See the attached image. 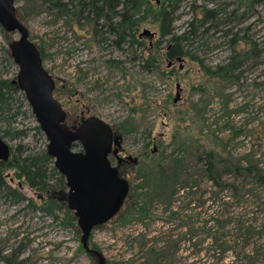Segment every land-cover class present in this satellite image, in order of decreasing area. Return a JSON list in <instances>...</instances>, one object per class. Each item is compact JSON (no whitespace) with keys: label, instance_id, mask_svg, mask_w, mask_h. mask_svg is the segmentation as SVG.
Segmentation results:
<instances>
[{"label":"rangeland","instance_id":"1","mask_svg":"<svg viewBox=\"0 0 264 264\" xmlns=\"http://www.w3.org/2000/svg\"><path fill=\"white\" fill-rule=\"evenodd\" d=\"M148 1L152 10L168 4L166 0L165 3L164 0ZM242 2L179 0L172 24L174 33L180 35L200 8L217 11L225 7L226 15L234 13L229 16L234 20L229 26L213 29L209 23L205 24L204 35L192 39L185 48L211 71L238 55L242 62L239 73L242 74L234 82L212 79L199 67L198 61L190 57L169 60L166 56L169 37L161 38L159 25L152 16L135 34L142 45L116 49L109 40L100 43L99 37L93 39V31L87 26H72L65 18L44 10L35 13L32 9L35 3L31 0H14L19 19L40 52L43 68L55 83L53 97L66 113V126H76L81 117L95 116L108 124L115 136L121 137L123 153L137 160L136 164L117 170L128 184V195L134 199L148 190L157 191L158 187L165 192L166 183L169 180L173 183L172 175L177 176L178 165H172V161L180 158L191 162L198 148H213L224 156L228 153L235 157L253 154L249 161H257L264 171V0L253 7L250 17L238 21L245 9ZM224 16L218 15L220 22L226 20ZM81 27L84 29L80 30ZM1 30L0 81H15L18 68L8 47L9 41L18 39V35L5 34ZM143 31H148L152 37L139 39ZM225 31L243 40L230 45L231 37L226 38ZM247 52L249 58L243 59ZM110 61L118 62L120 69H110L107 63ZM145 61L153 63V67H144ZM12 92L8 108L0 117V137L12 149L22 145L27 152L41 150L46 141L42 133L40 136L36 131L38 125L25 96L18 89ZM177 94L179 99L174 103ZM129 129L134 130L132 134L124 135L122 130ZM5 131L11 135L16 133L15 137L5 136ZM111 164L115 168L116 162L112 159ZM193 164L190 163L193 177L189 185L194 186L192 192H198L195 196L190 195L191 190L180 192L172 209L166 203L154 201L149 205L152 218L145 221L146 225L138 222L124 225L134 216L132 211L125 214L127 206L132 204V198L130 201L126 197L119 212L92 231L89 248L99 252L105 264L121 260L141 263L146 248L154 246L155 240L172 234L173 239L180 240L186 231L185 227H179L181 219H170L172 210L180 216H189L192 221L198 220L194 230L202 228L197 230L200 239L208 236L202 227L204 223L215 226L218 221L224 226L221 234H229L225 238L228 246L234 244L235 236L242 235L238 224L251 223L260 234H253L248 249H264V206L256 207L264 203V191L256 188L254 193L251 184L243 189L244 197L237 203L228 201L231 193L227 189L213 199L201 165L194 167ZM160 165L170 175L166 173L160 177L157 169ZM5 175L13 178L14 172L8 170ZM6 180L11 187L17 186L14 178L10 182ZM222 180L236 187L240 184L228 175ZM21 193L39 204L35 192L26 186ZM250 202H255L256 206ZM26 205V202L16 203L0 195V256H11L17 250L14 264H97L96 259L89 258L82 249L79 229L60 226ZM249 209H254L251 215L245 213ZM137 234L147 236L142 253L136 249L138 242H132ZM234 250L227 253L225 263L233 258ZM191 252L188 242H181L176 264H198L199 260L193 259ZM260 261L259 264H264Z\"/></svg>","mask_w":264,"mask_h":264},{"label":"trees","instance_id":"2","mask_svg":"<svg viewBox=\"0 0 264 264\" xmlns=\"http://www.w3.org/2000/svg\"><path fill=\"white\" fill-rule=\"evenodd\" d=\"M31 1L35 3V7L32 8L35 13L44 10L53 13L55 16L65 18L66 22L70 23L72 26H87L93 31V39L99 37L100 39L98 41L100 43L109 40L111 45L116 49H121L124 46L132 48L142 45L136 40L135 34L140 25L145 23L147 19L152 16V20L159 25L161 38L169 37L166 47V56L169 60L173 61L180 57H190L193 61H198L199 67L212 79L237 82L241 77L242 73H239V69L242 66V62H240L238 55L235 54L225 65L215 66L214 70L211 71L205 68L202 62H199L198 58L191 56L189 50L185 49L192 39L204 35L205 32L203 28L205 24L209 23L213 29H217L221 26H229V23L234 21L233 18L229 17L234 13L226 15L225 7L217 11L200 8L201 10L198 15H196L191 22L187 23V28H185L184 32L177 35L172 29V24L175 20L176 7L179 4V0H172V2H170L171 0H166L168 1L167 6H158L157 10H152L148 0ZM242 1L241 4H243L245 9L244 13L241 15L242 18L240 16V19H237L238 21L246 20L250 17L253 7L259 3V0ZM223 14L225 15L224 17H226V23L224 24L222 23L225 21L223 20V22H220L221 19L218 18V15ZM16 15L18 17L17 11ZM216 22L218 23L217 25ZM83 29V27L80 28V30ZM200 29H202V32L199 34L201 31ZM1 31L5 34H12L5 32L3 29ZM104 35L106 36L104 37ZM224 36L226 38L231 37L230 45H234L236 42H241L243 40L230 31H225ZM10 43L9 41V44ZM247 55L249 56L248 52L244 55L243 59L249 58ZM107 63L110 69H120L118 62L110 61ZM150 65L153 67V63L145 61L144 67L147 68L150 67ZM155 68L157 69V67ZM14 89L17 90L18 88L16 85L12 84V81H0V117L4 110L8 108L7 106L12 99L11 96ZM72 127L73 126H69L68 128ZM36 131L41 136L39 127H36ZM133 131L134 130L131 129L122 130L124 135L132 134ZM15 134L11 135L10 132H4L5 136H11L12 138L15 137ZM43 145L41 150L32 152H27L26 148L22 145H18L15 149L10 148L9 160L6 163L0 161V195L16 203L26 202L27 208L39 211L53 221L59 223L60 226L78 229L76 218L67 206V189L64 178L54 168L53 160L46 152V143L44 142ZM73 147L79 150L78 144H75ZM195 154V159L191 162L180 158L176 159L177 161H172V165H178L176 168L177 171L175 172L177 176L172 175L173 183H170V180L166 183L164 186L165 192H162L161 188L158 187L157 191L148 190L139 194L136 199L129 194L127 198L129 197L130 201L132 198V204L127 206L125 214L132 211L134 214L131 215L134 216L124 225L131 224L132 222L146 225L145 221L152 218L151 213H149V205L153 204L154 201L158 200L162 203H166L167 206L170 205V209H172L180 192H189V190H191L190 195L195 196L198 192H192L194 186L189 185V182L192 181L191 177H193V173L190 172V163L192 162H194V167L199 164L201 165L206 181L211 186L210 194L213 199L217 198L221 192L227 189L231 193L228 201L232 200L237 203L244 197L243 189L249 185L251 186V184L254 187L252 189L254 193L256 188H260L264 191V171L258 167L257 161H249V157L253 154H250L248 157H235L228 153L224 156L219 153V150L213 148L208 150H200L198 148ZM193 166L191 167L192 170H194ZM157 169L160 177L166 173L170 175V172H167V169L163 165H160ZM8 170L14 172L13 178L17 181V186L15 187H11L6 180L7 178L9 182L11 179L13 180V178H9L8 175H5ZM224 175L232 176L236 183H240L239 187H236L234 183H224L222 180ZM147 180L149 179L147 178ZM194 185L197 184L195 183ZM23 186L35 192L39 204L33 203L31 199L25 198L22 195L21 189ZM210 199L211 198L208 200ZM193 200L194 199H192V201ZM251 203L254 205L256 204L255 202H250L249 204ZM263 206L264 203H261L256 207L261 208ZM252 212H254V209L245 210V213L248 215H251ZM121 218L122 217H120V219ZM170 219H181L182 224L179 227H185L186 229L184 234L181 235L182 237L180 240L173 239V234L167 235L164 239L159 238L155 240L154 246L146 248L143 254L144 257H142L143 262L138 264H176L179 246L183 241L188 242V245L192 249L191 256L193 259L199 260L198 264H259L261 259V263L264 261V249L260 247H255V250L251 251L248 249L253 234H260V231L251 223L246 224V221L239 223L238 230L242 235L239 237L235 236L234 244L228 246L229 242L226 243L227 239L225 238L229 234L227 233L224 236L221 234L224 226H221L218 221H215V226H208L205 222L202 227L208 232V236L207 238L200 239L198 229L202 228H198V231L194 230V224L199 223L197 222L198 220L192 221V218L189 216H180L177 212H173L172 210L170 211ZM136 237V240L133 238L132 242H138L136 249L142 253L146 246L145 237L147 236L144 234H137ZM233 248L237 249L234 250ZM230 250H234L235 254L231 253L233 258L225 263V256L227 253L229 254ZM16 251L17 250L8 257L0 256V263L14 264L17 258ZM86 254L92 260L95 259L92 254ZM114 264L135 263L133 260H121Z\"/></svg>","mask_w":264,"mask_h":264},{"label":"water","instance_id":"3","mask_svg":"<svg viewBox=\"0 0 264 264\" xmlns=\"http://www.w3.org/2000/svg\"><path fill=\"white\" fill-rule=\"evenodd\" d=\"M0 27L18 35L8 47L18 68L12 84L24 94L46 141V152L64 178L67 206L81 232L82 249L92 254L97 264H105L103 256L89 248L88 241L95 228L119 212L128 195L127 182L109 162L110 154L118 157L121 137L114 136L112 128L95 116L83 117L72 128L66 126V113L53 97L55 83L43 68L40 52L30 41L27 28L16 15L14 0H0ZM146 37L152 35L148 31L138 35L139 39ZM178 99L177 94L173 102ZM75 144L79 145L77 151ZM9 156L10 147L0 137V161L6 163Z\"/></svg>","mask_w":264,"mask_h":264},{"label":"flooded vegetation","instance_id":"4","mask_svg":"<svg viewBox=\"0 0 264 264\" xmlns=\"http://www.w3.org/2000/svg\"><path fill=\"white\" fill-rule=\"evenodd\" d=\"M83 117L80 118V120L82 119ZM79 120V122H80ZM79 122H76V124H78ZM113 135L115 136V134L113 133ZM154 143V141H153ZM155 151H156V148H154L151 153L154 155L155 154ZM120 154H123V157L122 156H119ZM129 156H127L126 154L123 153V149L120 148L118 149V157L114 156L113 154H110L109 155V162L111 164V159L114 160L116 162V166L115 168L118 170H120V168H123L125 167L126 165H130V164H136L137 163V160L135 159H128ZM120 159V160H119ZM112 165V164H111Z\"/></svg>","mask_w":264,"mask_h":264}]
</instances>
